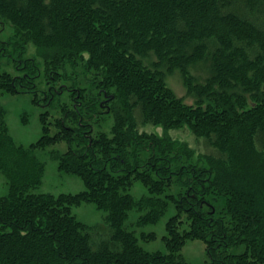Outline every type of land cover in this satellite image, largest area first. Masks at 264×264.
Here are the masks:
<instances>
[{"label": "trees", "instance_id": "trees-1", "mask_svg": "<svg viewBox=\"0 0 264 264\" xmlns=\"http://www.w3.org/2000/svg\"><path fill=\"white\" fill-rule=\"evenodd\" d=\"M2 23L12 34L0 39V60L16 73L0 62V92L39 96L45 110L25 147L0 106V264H195L180 252L194 239L206 246L200 264H264V0H0ZM201 65L202 80L190 72ZM173 70L192 104L165 81ZM101 103L108 133L93 132ZM50 108L61 116L50 121ZM137 119L186 126L218 154L194 159L188 144L139 131ZM60 142L66 150L51 157L85 189L33 192L43 171L35 151ZM135 181L146 191L137 198ZM82 203L105 212L110 231L97 243L71 213ZM170 206L165 253L123 228L131 209L142 226Z\"/></svg>", "mask_w": 264, "mask_h": 264}, {"label": "rangeland", "instance_id": "rangeland-1", "mask_svg": "<svg viewBox=\"0 0 264 264\" xmlns=\"http://www.w3.org/2000/svg\"><path fill=\"white\" fill-rule=\"evenodd\" d=\"M12 34V29L7 23L0 24V39L6 40ZM35 54V49L31 44L27 45L26 57H33ZM36 61L41 66V60L35 57ZM150 60L154 59L153 55H150ZM2 63V68L15 74L16 71L13 69L11 64H4L6 59L2 58L0 60ZM147 63V60H145ZM204 65L196 66L190 69V72L202 80L205 75ZM165 81L168 86L174 90L177 96L182 97L184 102L187 104L193 103V98L186 94L185 87L182 84L181 76L178 70H173L165 75ZM67 84L70 82L67 81ZM43 87V84H42ZM37 96V101H32V94L30 93H1L0 92V106L5 110V122L8 127V132L16 144H21L23 146H28L29 144L35 142L41 135V123L39 120V115L45 110L42 106L41 99L39 100ZM109 98H112L110 96ZM108 97L105 96L104 100L108 101ZM60 100L62 102H69V96L67 93L60 95ZM107 103H101L102 113L99 114L100 120L99 124L94 123L93 132L102 130L108 133L109 128L113 122L111 114H108L104 110ZM49 120H53L61 115L56 109H49ZM138 118V117H137ZM139 131L154 132L158 135L166 133L171 138L180 140L188 144L194 150V159L197 156L203 155H216L217 150L211 146L205 139L195 136L188 127L184 126L182 128L164 130L161 126H154L152 124H143L139 119H137ZM53 131V129H51ZM64 152L66 150V144L60 142L53 146H49L44 150L35 151V155L43 165V171L41 174L40 184L33 190L35 193H50L57 195L59 193H77L85 189L82 180L73 174H68L60 172L57 168V161L51 157L50 151ZM129 192L134 197H139L143 195L145 187L138 181H135L129 190ZM8 193V183L6 177L0 171V196H5ZM71 213L81 222L89 225L91 230V239L94 243L99 242L104 239L108 232L110 231L108 225L104 221L105 212L97 209L93 203H82L78 206H73L71 208ZM142 212L136 209H131L128 211L126 220L123 223V228L128 231H132L138 238V243L147 251H160L165 253L166 248L163 242V236L166 234L165 224L168 218L174 214V209L170 206L166 212L160 217V219L153 224H146L142 226H137L136 222L139 215ZM93 227V228H92ZM95 227V229H94ZM150 233L154 234V238L149 240H144L141 238L142 234L148 235ZM181 254L185 260L200 264L208 261V256L206 254V246L203 241L199 239L187 240L180 250Z\"/></svg>", "mask_w": 264, "mask_h": 264}]
</instances>
